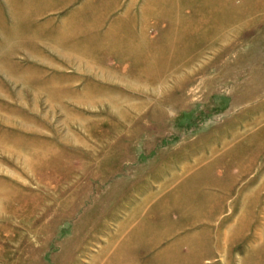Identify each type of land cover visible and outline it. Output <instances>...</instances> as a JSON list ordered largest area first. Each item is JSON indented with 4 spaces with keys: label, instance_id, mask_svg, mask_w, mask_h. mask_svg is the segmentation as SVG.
<instances>
[{
    "label": "rangeland",
    "instance_id": "374dc122",
    "mask_svg": "<svg viewBox=\"0 0 264 264\" xmlns=\"http://www.w3.org/2000/svg\"><path fill=\"white\" fill-rule=\"evenodd\" d=\"M20 2L0 0V264H163V235L194 264L211 231L234 264L263 248L264 0H140L142 29L84 64L35 61Z\"/></svg>",
    "mask_w": 264,
    "mask_h": 264
},
{
    "label": "crops",
    "instance_id": "0c3cea01",
    "mask_svg": "<svg viewBox=\"0 0 264 264\" xmlns=\"http://www.w3.org/2000/svg\"><path fill=\"white\" fill-rule=\"evenodd\" d=\"M23 2L24 0H21L20 4H24ZM80 2L81 0H35L36 6L33 11L20 9L21 16L35 20L30 36L26 37L35 42L36 48L40 47L34 55L41 58L35 61H49L48 55L52 53L59 62L63 63H99L102 61L101 55L92 51L96 46L105 47L108 40L116 43L124 42L128 40L130 32L142 29L135 22L140 14L138 10L140 0H86V6L83 8L79 7ZM92 8H95L94 12H91ZM203 234H206L205 238L211 239V246L202 248L199 262L194 264H234V254L232 249H229V245L221 249V254L219 253L218 231ZM203 234H201L202 238ZM168 236H162L159 241L162 245L159 247H156L153 240L148 241L147 258L151 256L149 259L156 258L163 264L169 259L173 264L186 263L187 258L186 256L182 258L180 249L163 244ZM261 248L262 246L244 250L245 253L238 264H264V247ZM208 249L214 250L217 255L213 262L205 255V250ZM171 252L174 254L173 258H170ZM167 255L169 258H166Z\"/></svg>",
    "mask_w": 264,
    "mask_h": 264
}]
</instances>
